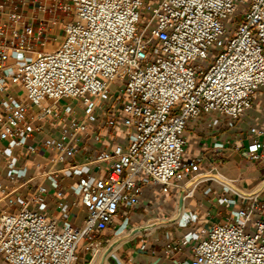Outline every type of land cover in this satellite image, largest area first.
<instances>
[{"label":"built area","instance_id":"obj_1","mask_svg":"<svg viewBox=\"0 0 264 264\" xmlns=\"http://www.w3.org/2000/svg\"><path fill=\"white\" fill-rule=\"evenodd\" d=\"M58 2L67 19L59 24L62 40L48 50H34L39 36L16 10L0 14V92L9 81L20 91L0 103V167L10 182H21L3 197L14 209L0 210L5 264H78L81 242L85 259L104 231L135 229L130 213L145 187L175 188L180 196L208 174L197 173L203 157L184 158L189 123L212 115L208 126L232 128L264 86V0ZM197 60L205 66L191 65ZM35 133L40 140L29 144ZM93 136L105 142L101 149L89 145ZM237 142L252 164L264 165V124L212 148L237 150ZM41 148L52 156L41 157ZM31 155L40 158L33 164L42 170L39 182L27 198L14 195L35 179L18 163ZM46 182L55 191L52 214ZM259 187L232 198L214 192L239 208L204 238L182 237L183 244L197 241L187 264H264V178ZM67 192L86 210L79 225L69 221L74 202L64 199ZM168 239L165 252L173 254L179 245Z\"/></svg>","mask_w":264,"mask_h":264},{"label":"crops","instance_id":"obj_2","mask_svg":"<svg viewBox=\"0 0 264 264\" xmlns=\"http://www.w3.org/2000/svg\"><path fill=\"white\" fill-rule=\"evenodd\" d=\"M159 1L146 0L148 4L152 5ZM58 3V0H0V14L3 15L1 18H6V14L9 11L16 10L18 14H21L24 22L32 25L35 30V37L39 36V40L35 42L36 46L34 48L38 52L44 49L41 44L46 48L48 43L52 44L55 39H59L62 35L59 24L66 22L67 15L59 10ZM19 93L18 87L9 81L6 84L5 90L0 92V103L1 98H19ZM3 112L0 106V114ZM213 118L214 116L212 115H202L199 119L189 123L185 131L187 144L184 158L203 157L197 173L219 172L232 180H235L233 178L240 175H246V178L250 179V186L260 182L264 178V165L252 164L247 159V155L242 148V143L237 142L239 146L237 150L233 147H228L225 150H214L212 147L216 141L235 140L246 134L249 127H259L264 124V86L256 92L253 107L244 112L234 127L228 128L220 123L208 126V123ZM53 134L58 136L59 130H53ZM105 135H107V132H105ZM40 138L41 134L35 133L28 143L34 144ZM88 143L95 150L101 149L105 144L102 138H96L95 136L88 140ZM17 153L18 150H15V154ZM39 153L41 157L52 156V151L46 148H41ZM39 159H34V156L31 155L27 161L22 159L18 162L19 165H27L29 173L27 179L30 177L35 179L31 181L29 186H24L15 191L14 195H22L27 198L31 194L33 188L39 182V179L35 176L42 171L41 168L33 165L34 161H38ZM0 164L2 165L1 160ZM214 167H216V170ZM75 181L76 178L74 177L63 183L67 184ZM20 184L21 182H10L5 176V171L0 167V186L2 189L0 191V210L7 209L4 206L3 197L8 196ZM45 186L49 189L50 195L47 197L50 208L48 213L52 214L56 210V199L53 198L55 191L48 182L45 183ZM222 186L225 185L216 180H203L190 192H185L183 212L178 220L172 223L158 224L149 230L143 231L141 236L139 228L133 229L129 233H122L120 236L127 237L126 240L120 246L117 245L118 247L116 246L105 257L104 264H187L194 255L193 246L197 241L183 244L181 242L182 237L189 232H194L199 234L200 238H204L215 224L222 222L225 217L229 216L232 210L239 208V205H230L215 197L214 192H218L221 198H232L235 196L234 192H224ZM64 199L69 203L74 202L70 208L69 221L73 225H79L86 216V210L80 198H76L71 192H67ZM178 201L179 196L175 188H171L168 192H163L159 186L145 187L140 197V203L131 210V226H139L146 218L154 219V221L149 219L150 221L146 222L147 224L144 223L146 224L144 227L154 226V224L160 221H168L176 214ZM13 209L8 208L7 210ZM194 214L197 216L196 220L190 221L189 218ZM187 220L189 222L185 225ZM137 229L139 231H134ZM102 234H110L109 236H111L113 231L108 229ZM166 234L169 235L168 241L179 245L173 254L165 252ZM114 237L110 240H113ZM97 240L105 242L107 239ZM0 264L5 263L0 259Z\"/></svg>","mask_w":264,"mask_h":264},{"label":"bare ground","instance_id":"obj_3","mask_svg":"<svg viewBox=\"0 0 264 264\" xmlns=\"http://www.w3.org/2000/svg\"><path fill=\"white\" fill-rule=\"evenodd\" d=\"M59 40V39H58ZM60 40H62V38L60 37ZM59 40V41H60ZM53 44L51 43H48L46 45V49H51L53 48ZM37 55V52H33L31 53V56L32 57H35ZM195 179H197V181L193 184L192 181L187 184L185 187H184V190L185 192L188 191L190 192L193 188H195L199 183H201L203 180H216L218 181L219 183L227 186V188L231 191V192H234L235 194L237 193H240V194H247V195H250L252 194L253 192H255L257 190V188H260L259 185H260V182L256 183L255 185L253 186H250V179L248 178H242V179H238V180H232L230 178H227L225 175L221 174V173H216V174H213V175H207V174H202V175H198ZM194 179V180H195ZM252 183V182H251ZM183 212V211H182ZM176 215V214H175ZM174 215V216H175ZM182 215V213H181ZM181 215L177 218V220L181 217ZM173 216V217H174ZM167 221L163 222V221H160V222H157L156 224H154V226H147V227H142V228H145L146 230H149L151 229L152 227H155L157 226L158 224H167L166 223ZM152 225V224H151ZM134 231H139L138 229L137 230H134ZM141 231V230H140ZM121 235V234H120ZM120 235H117L114 237L113 240H110V245H111V251L116 248V246H120V244H122L127 237H121ZM117 246V247H118ZM107 246L106 247H101V248H95L92 252V259H91V262L90 264H104L105 263V257L111 252V251H107Z\"/></svg>","mask_w":264,"mask_h":264},{"label":"rangeland","instance_id":"obj_4","mask_svg":"<svg viewBox=\"0 0 264 264\" xmlns=\"http://www.w3.org/2000/svg\"><path fill=\"white\" fill-rule=\"evenodd\" d=\"M71 17V16H70ZM242 18V17H241ZM240 17L238 18V21L241 19ZM229 21H231V20H229ZM59 40H60V38H59ZM219 50V48H217V47H213V51L214 52H217ZM198 63H201L203 66H205V63H203V62H200V61H194V62H192L191 63V65H196V64H198ZM69 100H63L62 101V103H65V102H68ZM118 139H120V140H122L123 138H124V134L122 133V132H120L119 134H118ZM217 173V172H216ZM216 173H208V175H213V174H216ZM242 179V178H246V175H240V176H238V177H236V178H233V179ZM197 181V179H195V180H193L192 181V183L191 184H193V183H195ZM262 199H264V196L262 197ZM124 210L123 209H121V212H123ZM152 220V221H154V219H151V218H146L145 219V221L144 222H142V224H140L142 227H144L147 223L146 222H148V221H150V220ZM121 220L120 219H118L117 221H116V223H119ZM144 223H146V224H144ZM151 223V222H150ZM144 224V225H143ZM140 225L139 226H136L135 227V229L136 228H140ZM131 230H127L126 232L127 233H129ZM110 234H102V235H99V236H97L96 237V239H101V240H105V239H108V240H110L111 238H113L114 237V235L112 234L111 236H109ZM107 236H109V237H107ZM107 237V238H106ZM84 244H85V242L83 241V242H81V244H80V246H79V249H78V254H79V261H78V264H90V257H91V254H92V250L91 251H89L87 254H86V256H85V259H83V249H82V247L84 246ZM107 246V243L106 242H102L101 243V245L99 246V247H106ZM99 247H97V248H99Z\"/></svg>","mask_w":264,"mask_h":264},{"label":"water","instance_id":"obj_5","mask_svg":"<svg viewBox=\"0 0 264 264\" xmlns=\"http://www.w3.org/2000/svg\"><path fill=\"white\" fill-rule=\"evenodd\" d=\"M184 195H185V191H183L179 196L178 208H177L176 215L174 217L170 218L166 223H172V222L176 221L177 218L181 215L182 210H183ZM139 229L141 230V232L146 231V229L142 228V227H140ZM107 247H108L107 251L108 252L111 251V249H112L111 245L109 244Z\"/></svg>","mask_w":264,"mask_h":264}]
</instances>
